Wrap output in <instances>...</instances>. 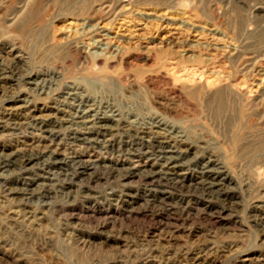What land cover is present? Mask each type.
<instances>
[{
	"label": "rangeland",
	"instance_id": "374dc122",
	"mask_svg": "<svg viewBox=\"0 0 264 264\" xmlns=\"http://www.w3.org/2000/svg\"><path fill=\"white\" fill-rule=\"evenodd\" d=\"M29 1L0 0V264H264V0H62L22 34Z\"/></svg>",
	"mask_w": 264,
	"mask_h": 264
},
{
	"label": "bare ground",
	"instance_id": "6f19581e",
	"mask_svg": "<svg viewBox=\"0 0 264 264\" xmlns=\"http://www.w3.org/2000/svg\"><path fill=\"white\" fill-rule=\"evenodd\" d=\"M62 0H31L29 1L27 4H26V9L24 10L23 9V12L18 16L16 17V26L17 28L21 31L22 34H27L28 32H32V29L31 30V26L32 24L35 25V27H39V28H43L46 26L47 24V19H48V16H50L52 13L54 14L55 12V8L56 6H60L59 4L61 3ZM62 2H66V0H63ZM78 3V2H77ZM9 4V3H8ZM1 5V4H0ZM75 5V4H74ZM93 9V8H92ZM105 7L103 5H99L97 8H94L93 12L89 13L90 14V18L91 20H96L98 19V17L100 16V14L102 12L105 11ZM110 9H111V6H110ZM5 11V10H4ZM53 11V12H52ZM19 12V11H18ZM4 13V12H3ZM17 13V12H16ZM109 14H111V12H107ZM2 14V13H1ZM111 16V15H110ZM109 16V17H110ZM1 18V17H0ZM7 19V18H6ZM15 19V18H14ZM4 21V20H3ZM14 21V20H13ZM11 21V22H13ZM9 22V24L11 23ZM30 24V25H29ZM27 25H29L30 27H27ZM33 25V26H34ZM144 25V24H143ZM97 25H93V27H96ZM27 27V28H26ZM36 27V28H37ZM143 27V26H142ZM146 28V27H144ZM31 30V31H30ZM147 30V29H146ZM132 31V30H131ZM46 34V32L44 33ZM35 36V35H34ZM37 36V35H36ZM47 36V35H46ZM43 39V38H42ZM56 36L52 37V40H55V43H56ZM36 40V39H35ZM57 44V43H56ZM69 44V43H68ZM75 44V43H74ZM66 45V44H65ZM53 48V47H52ZM63 48V47H62ZM37 49V48H36ZM109 49V47H106L105 50ZM83 48L82 47H79V46H76V45H72V44H69L68 46V51L70 53V56H75L80 54V53H83ZM59 51V50H58ZM117 51V50H116ZM42 52V51H41ZM120 52V51H118ZM43 53V52H42ZM57 53V52H56ZM49 54V53H48ZM55 54V53H54ZM91 55V57L93 58V60L96 62V60L98 59L96 54L95 53H91L89 54ZM66 56V55H65ZM64 55H60L59 59L61 58H65ZM52 57V56H51ZM78 57V56H77ZM38 59V58H37ZM56 59V58H55ZM72 59V58H71ZM70 59V60H71ZM90 59V58H89ZM100 61V60H99ZM73 62V61H71ZM113 63V62H112ZM78 64V63H76ZM97 65V64H96ZM1 67V66H0ZM72 67V66H71ZM74 67V66H73ZM3 68V67H2ZM63 69V68H62ZM75 69V68H74ZM2 70V73H3V69H0ZM83 70V69H81ZM76 71V70H75ZM95 71V70H94ZM32 72V71H31ZM73 74V73H72ZM5 75V74H4ZM3 76V75H2ZM6 76V75H5ZM100 76V75H99ZM66 77V76H65ZM4 78V77H3ZM67 78V77H66ZM39 81V80H37ZM37 83V82H36ZM39 84V82H38ZM44 84V83H43ZM208 85V84H207ZM37 86V85H36ZM213 87V86H212ZM44 88V87H42ZM186 88V87H185ZM206 88V87H205ZM73 89V88H72ZM207 89V88H206ZM75 90V89H74ZM232 90V89H231ZM239 90V89H237ZM70 91V90H68ZM236 91V90H235ZM240 91V90H239ZM241 94V93H240ZM73 95H75L74 93L71 94L69 93L68 94V97H73ZM218 96L221 97V94L220 93H217ZM80 96V95H79ZM83 96V95H82ZM215 96V95H214ZM216 97V96H215ZM225 97V96H223ZM222 97V98H223ZM67 98V97H65ZM68 99V98H67ZM66 99V100H67ZM76 99V98H75ZM217 100L219 98H216ZM93 100V99H92ZM220 100V99H219ZM227 100V99H226ZM64 101V100H63ZM70 101V100H69ZM225 101V100H224ZM86 102V101H85ZM226 102V101H225ZM83 103V102H82ZM159 104V103H158ZM86 105V104H84ZM95 107V106H94ZM92 109L90 107V105H86L83 107V109H80V110H77V112L72 115L70 117V119L66 120V122L69 124V126L71 128H73V133L72 135L75 136V139L76 140H84V139H87L86 137H80L82 134H80L81 130L82 129H87V130H91V128H93L92 126L93 125H97L98 126V132H101L100 130H104L106 131L107 130V126L105 124H103V119H101L100 117H97L96 115H91ZM97 112V111H96ZM37 117V116H36ZM41 117V116H40ZM120 117V116H119ZM33 118V117H32ZM121 118V117H120ZM123 118V117H122ZM64 119V118H63ZM46 120V119H45ZM18 121V120H17ZM8 122V121H7ZM6 122V123H7ZM22 122V121H21ZM26 122V121H25ZM116 123V122H115ZM36 124V123H35ZM30 125L28 122L26 123V126L27 127H36V125L40 124H36V125ZM67 124V125H68ZM92 124V125H91ZM13 125V129H21L22 125L18 124V123H12ZM20 125V126H19ZM115 125V124H114ZM162 123L160 121L156 122L153 127L157 128L158 132H155V133H159L160 135H164V138H167L165 135L168 134L169 132L166 131L167 133H165V128L161 129V126ZM6 126H11L10 123H7ZM24 126V127H26ZM41 126V125H40ZM165 126V125H164ZM22 127V128H24ZM42 127H45L42 125ZM41 128V127H40ZM45 129V128H43ZM57 129V128H56ZM55 130V129H54ZM59 130V129H57ZM68 130V129H67ZM109 130V129H108ZM111 130V129H110ZM162 130V132H161ZM65 131V130H64ZM149 131V130H148ZM97 132V133H98ZM143 134L144 133H147L145 130H142L141 131ZM58 133V132H57ZM85 133V132H84ZM132 133V132H131ZM45 134V133H44ZM80 134V135H79ZM68 135V133L66 134ZM111 135V134H110ZM90 136V135H89ZM72 138V137H71ZM74 140V139H73ZM148 140H151L150 138ZM93 142V143H97V144H100L99 141H97L96 139L94 138H91L90 140H88ZM83 142V141H82ZM144 142V141H143ZM85 143V142H84ZM103 143V142H102ZM137 143V142H136ZM168 142H160L158 150L154 152V155L158 157L159 160H163L165 161L163 165H166V167H168L169 165L172 166V168H174L176 166V162L179 161L180 159V156H181V153L178 154V155H174L172 153H174L173 149H170L169 145L167 144ZM105 144V143H104ZM156 144V143H155ZM100 146H102L100 144ZM140 147V146H139ZM172 147V146H171ZM175 150V149H174ZM180 150V149H179ZM17 151V150H16ZM142 151V150H141ZM1 152V151H0ZM146 152V151H145ZM18 154V153H17ZM16 154V155H17ZM44 154V153H43ZM177 154V153H176ZM53 155H54V152H53ZM37 156V155H36ZM34 159L33 155H28L26 158H24V161L22 163L24 164H27L29 162H31L32 160ZM79 159V158H78ZM49 160H52L51 161V164L53 165H63L65 163L68 162V160H63V159H60V158H57V157H53L52 155H50L48 157V161ZM72 161V164L73 165H77V166H80L82 163V161H76L75 159H70ZM221 160V159H220ZM18 161H20L18 158H16L15 154L14 153H0V170L3 171L5 170V168H8L9 166H12V165H15ZM229 162V161H228ZM86 165V164H85ZM154 165V164H153ZM203 165V169L205 170H210V171H216V175L219 173H222L223 170H225L226 168L224 167V165H221L220 163H216L212 160H209L205 163L202 164ZM48 167V166H47ZM25 169V168H24ZM55 170V169H54ZM229 170V169H228ZM50 172V171H49ZM81 172V171H80ZM129 172V171H128ZM157 173H160L162 174V171L161 172H155L153 175L157 174ZM43 174V173H42ZM147 174V173H146ZM170 175L172 174L171 172H168L166 173V175ZM49 175V174H48ZM153 175H151L150 177H153ZM215 175V176H216ZM52 176V175H51ZM46 177V176H45ZM214 177V176H213ZM42 178V177H40ZM52 178V177H51ZM159 178V177H158ZM222 178V177H221ZM212 180H215V179H212ZM232 180V179H231ZM201 181V180H200ZM183 184V183H182ZM200 185H202L203 188H205L208 192L210 193H214L215 192V186H218V185H221L222 183H220V181H210V182H206V181H201V183H198ZM201 187V188H202ZM222 187V186H221ZM220 188V187H218ZM263 204V203H262ZM20 216V215H19ZM170 263V262H169Z\"/></svg>",
	"mask_w": 264,
	"mask_h": 264
}]
</instances>
